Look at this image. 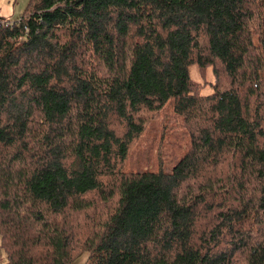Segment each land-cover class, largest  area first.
<instances>
[{
    "label": "trees",
    "instance_id": "trees-1",
    "mask_svg": "<svg viewBox=\"0 0 264 264\" xmlns=\"http://www.w3.org/2000/svg\"><path fill=\"white\" fill-rule=\"evenodd\" d=\"M164 108L179 157L126 171ZM76 247L84 264H264V0H29L0 18L3 264Z\"/></svg>",
    "mask_w": 264,
    "mask_h": 264
},
{
    "label": "rangeland",
    "instance_id": "rangeland-1",
    "mask_svg": "<svg viewBox=\"0 0 264 264\" xmlns=\"http://www.w3.org/2000/svg\"><path fill=\"white\" fill-rule=\"evenodd\" d=\"M29 0H0V18L13 20L23 12ZM196 65L190 67V77L206 86L202 89V94H210L213 89L207 84L214 82L211 69L208 68L206 74L202 70H198ZM200 72V73H199ZM145 129L142 136L137 138L129 151L128 159L126 160V171L134 170L140 167L142 162L144 167H153L156 164V159L165 148L168 151L173 150L177 157L183 149V142L185 139V129L180 120H175L173 115L164 108L161 111H153L145 116ZM122 128L117 126V131ZM172 152V151H171ZM96 200V207L101 208L100 199L94 195ZM73 259L70 264H84L86 262L88 252L81 247L74 248ZM5 260L4 251L0 248V264Z\"/></svg>",
    "mask_w": 264,
    "mask_h": 264
}]
</instances>
